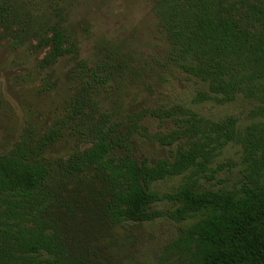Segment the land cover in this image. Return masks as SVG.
<instances>
[{"label": "trees", "instance_id": "1", "mask_svg": "<svg viewBox=\"0 0 264 264\" xmlns=\"http://www.w3.org/2000/svg\"><path fill=\"white\" fill-rule=\"evenodd\" d=\"M13 13L0 0L9 45L32 37L35 50L48 48L41 67L72 50L58 24L12 30ZM151 13L165 44L153 106L95 116L87 94L57 129L24 130L0 152V264H85L52 210L57 193L42 154L81 117L85 137L63 171L93 170L108 225L161 229L145 264H264V0H153ZM110 79L93 75L83 89L107 90ZM150 118L161 127L152 134L142 125ZM146 140L160 157L142 154Z\"/></svg>", "mask_w": 264, "mask_h": 264}, {"label": "rangeland", "instance_id": "2", "mask_svg": "<svg viewBox=\"0 0 264 264\" xmlns=\"http://www.w3.org/2000/svg\"><path fill=\"white\" fill-rule=\"evenodd\" d=\"M6 2L18 22L10 24L12 30L28 24L40 30L45 24H58L65 38L62 47L70 45L72 50L41 67L47 47L35 50L37 41L31 37L12 48L0 27V152L9 150L24 130L39 137L49 128L57 129L75 99L87 94L95 104V116L107 112L118 119L153 106L150 95L165 47L151 13L153 0ZM79 64L85 73H79ZM93 75L109 76L110 87L103 90L91 83L84 91V82H90ZM146 120L142 125L147 133L161 129L156 119ZM87 123L84 117L67 122L42 153L51 166V183L57 193L52 210L63 236L85 264L153 261L161 229L108 225L100 209L103 184L93 170L85 168L71 175L63 171L64 159L80 145ZM140 148L148 159L162 155L149 140Z\"/></svg>", "mask_w": 264, "mask_h": 264}]
</instances>
